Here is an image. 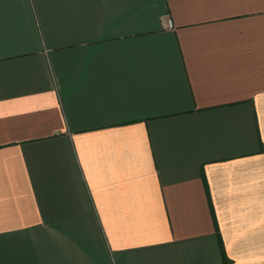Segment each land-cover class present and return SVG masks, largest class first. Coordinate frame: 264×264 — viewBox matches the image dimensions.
<instances>
[{
  "label": "crops",
  "instance_id": "obj_1",
  "mask_svg": "<svg viewBox=\"0 0 264 264\" xmlns=\"http://www.w3.org/2000/svg\"><path fill=\"white\" fill-rule=\"evenodd\" d=\"M0 264H264V0H0Z\"/></svg>",
  "mask_w": 264,
  "mask_h": 264
}]
</instances>
